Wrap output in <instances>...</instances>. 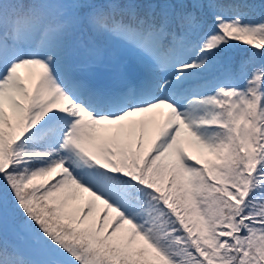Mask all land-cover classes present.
I'll return each instance as SVG.
<instances>
[{
	"label": "snow or ice",
	"instance_id": "snow-or-ice-1",
	"mask_svg": "<svg viewBox=\"0 0 264 264\" xmlns=\"http://www.w3.org/2000/svg\"><path fill=\"white\" fill-rule=\"evenodd\" d=\"M0 264H264V0H0Z\"/></svg>",
	"mask_w": 264,
	"mask_h": 264
},
{
	"label": "trees",
	"instance_id": "trees-1",
	"mask_svg": "<svg viewBox=\"0 0 264 264\" xmlns=\"http://www.w3.org/2000/svg\"><path fill=\"white\" fill-rule=\"evenodd\" d=\"M80 204H82L81 201H78ZM86 203V201L83 200V204ZM103 205L101 203L98 204L97 212H102Z\"/></svg>",
	"mask_w": 264,
	"mask_h": 264
},
{
	"label": "rangeland",
	"instance_id": "rangeland-1",
	"mask_svg": "<svg viewBox=\"0 0 264 264\" xmlns=\"http://www.w3.org/2000/svg\"><path fill=\"white\" fill-rule=\"evenodd\" d=\"M23 71H25L26 72V70H24V69H22ZM26 74H27V72H26ZM84 196H88V194L87 193H83L82 194V197H84ZM100 202H97V204H99Z\"/></svg>",
	"mask_w": 264,
	"mask_h": 264
}]
</instances>
